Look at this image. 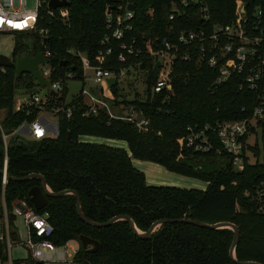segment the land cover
I'll return each mask as SVG.
<instances>
[{"label": "trees", "instance_id": "obj_1", "mask_svg": "<svg viewBox=\"0 0 264 264\" xmlns=\"http://www.w3.org/2000/svg\"><path fill=\"white\" fill-rule=\"evenodd\" d=\"M37 32L14 33L13 61L25 55L35 56L44 50L52 52L49 61V79L56 81L77 59L66 53L73 48L85 54L92 64L101 49L100 41L110 35L107 28V11L111 15L122 12L129 4L134 6L128 21L131 30L125 40L134 38L136 46L143 49L139 57L126 55L118 60L122 50L111 40V54L104 66L114 72L127 71L138 61L149 65L145 54L157 49L167 38L175 41L180 31L211 30L214 25L230 24L234 19L236 4L245 3L246 17L251 27L256 24L264 35V0H68V19L62 21L56 14L50 16L46 3L41 0ZM173 19H169L170 14ZM114 25V24H113ZM189 59H176L172 66V91L153 93L155 83L150 72L145 77L143 94L128 99L111 88L114 106L135 108L148 119L146 130L122 119H109L105 110L97 115L83 117L82 106L70 117L59 122V134L40 140L14 133L23 122H31L37 112L14 111L17 95L31 93L37 86L31 75L16 77L15 66L0 67V170L5 150L2 133L7 140V174L23 177L30 173L44 176L52 192L75 191L80 198L83 214L91 221L106 222L112 217L128 215L136 228L145 232L161 219H192L208 224L229 222L239 229V241L234 249L236 259L264 264V199L257 191L264 187V161L258 160L262 149L258 140L250 145L244 137L243 166L235 169L227 154L202 153L181 146L179 140L188 126H202L217 120L235 121L252 115L257 91L249 89L243 75L235 74L215 86L216 69L202 61L200 43L193 42L188 49ZM138 69V68H137ZM243 84L240 88V84ZM62 104L67 95L63 88ZM114 105V106H113ZM264 137V119L256 123ZM253 131V130H252ZM82 136H96L124 141L127 150L106 144L83 142ZM264 149V148H263ZM249 153L254 157L251 162ZM264 157V155H263ZM132 159L158 164L167 171L204 181L205 189L150 185L144 172L137 169ZM40 186V180L14 181L2 184L0 173V217L5 205L9 222L15 200L27 197L30 188ZM76 198L71 193L47 197L41 213H47L53 226L51 241L57 245L67 240L79 243V255L90 264H236L229 255L233 231L229 228L209 229L189 223L165 222L147 238L135 235L125 220L105 227L84 223L76 212ZM99 243L92 252L83 249L80 236ZM3 245L0 242V255Z\"/></svg>", "mask_w": 264, "mask_h": 264}, {"label": "built area", "instance_id": "obj_2", "mask_svg": "<svg viewBox=\"0 0 264 264\" xmlns=\"http://www.w3.org/2000/svg\"><path fill=\"white\" fill-rule=\"evenodd\" d=\"M17 1L18 7L15 8V0H0V34L37 32L41 36H46L47 32L44 29L37 28L42 1L36 0L34 10L26 9L25 0ZM180 2L186 4L188 0H180ZM127 7L128 5L115 15H111L110 10L107 11V28L112 31L100 41L101 49L97 52L96 64H92L85 54L68 48L66 53L77 59L79 69L76 70L75 64L71 65L67 62L70 68L58 80L51 81L49 61L53 55L46 45L43 46L44 50L41 53L48 62L40 63L38 69L41 76L50 81V87L44 96H41L40 92L45 88L37 84L38 93L32 91L15 97L17 104L13 107L14 111L22 110L26 114L36 111L37 115L31 122H23L14 133L33 140L56 137L59 134V122L64 117L70 118L78 110V106L79 108L82 106L80 114L83 117L97 115L100 110H105L109 119L126 120L134 123L139 129L146 130L148 119L135 108L126 110L123 106L113 105L118 112L113 111L112 104L115 98L111 88L117 85V78L125 75L127 70L121 69L116 73L104 66V61L112 51L111 40H115L122 50L118 56L120 62L126 61V55L139 57L143 54V49L135 45L134 38L125 40V32L132 28L128 21L133 16V11L128 10ZM47 11L50 16L56 14L62 21L68 19L67 7H59L55 10L47 7ZM260 15L261 10L258 11L256 24L251 27L246 17L245 3L240 1L236 4L234 19L230 24L214 25L211 30L202 28V30L180 31L175 41L164 38L159 48L147 50L145 57L149 61L148 66L145 62L138 61L131 67L137 74L141 71L152 74V68L156 62H159L156 76L153 77L155 83L152 91L169 93L172 91L171 73L174 61L189 59L188 51L180 50L188 49L190 44L196 41L200 43L202 61L218 72L215 83L219 84L235 74L243 75L247 87L257 91L252 115L241 120H217L204 123L200 127L188 126L187 133L179 140L181 146L192 148L197 152L214 153L217 156L223 153L229 155L235 169H241L243 166L244 137L254 134L256 142L257 135H261L256 123L264 119V35L260 31L257 32ZM173 18L174 14L171 13L169 19ZM141 63H144L143 70L140 69ZM88 72L91 76H88ZM111 77L115 79L113 86H109L107 82ZM68 79H81L83 83L90 80L93 86L99 87L95 91L83 86L69 102L64 99L62 104H58L52 99L58 97L49 95L48 92L53 90L62 96L61 93ZM242 85L241 83L239 87L241 88ZM2 140L5 157L1 176L2 184L5 185L8 179L6 155L8 137L3 133ZM246 142L248 143L247 139ZM257 195L259 200L264 199V187L257 191ZM11 214L14 217L13 225L9 222L4 205L0 217V242L3 245L0 264H90L80 257L78 242L67 240L57 245L51 241L53 226L49 222L47 213L36 211L26 200L19 199L13 202ZM18 216L22 218L26 241L20 239ZM14 245L25 247L27 256L23 259H12L10 250Z\"/></svg>", "mask_w": 264, "mask_h": 264}, {"label": "water", "instance_id": "obj_3", "mask_svg": "<svg viewBox=\"0 0 264 264\" xmlns=\"http://www.w3.org/2000/svg\"><path fill=\"white\" fill-rule=\"evenodd\" d=\"M69 6H70V2L68 0H48V3H47V7L51 10H55L59 7H69ZM127 9L130 11H133L134 6L132 4H129ZM45 62H48V59L45 58L41 52L37 53L35 56L25 55L22 57H18L14 61H13L12 57H8L6 55L0 54V67H5L8 65L14 64L16 77H19L24 73L30 74L32 79L35 80L36 83L40 87L45 88V89L41 90V92H40L41 96H44L46 94V90L49 89V87H50V81L45 80L41 76L40 70L38 69V65L40 63H45ZM66 63H67V60H64L63 64H66ZM158 66H159V62H156L154 67L152 68L153 77L156 76ZM140 69L141 70L144 69V63H141ZM107 82H108L109 86H113L115 84V79L111 77L108 79ZM214 85L217 86L218 84L215 83ZM38 92H39L38 88L33 90V93H38ZM48 93H49V95H52V96H55V97H58L59 99H61V96H59L58 92H56V91L49 90ZM0 173H2V170H0ZM8 177H9V179H12L14 181H24L27 179H34V178L40 180V186H34V187L30 188L28 193H27V197H28L29 201L31 202L33 208L36 211H40L45 207V205L47 203V197H58V196L66 194V193H71L76 198V205L75 206H76L77 215L79 216V218L84 223H86L90 226H93V227H105V226H108V225L114 223L115 221L125 220L128 222L130 228L135 233V235L141 239H147L156 230V228L158 226H160L161 224H163L165 222L189 223V224H193V225H196L199 227H205V228H209V229L229 228L233 231L232 242H231V246L229 249V255H230L231 259L236 264H261L259 262H255V261H240V260L236 259L235 255H234V249L237 246L238 241H239V229L232 223L218 222V223H214V224H208L205 222L195 221L192 219H185V218H183V219H161V220H157V221L153 222L147 231L141 232L136 228L133 220L128 215L115 216L106 222H94V221L89 220L83 214V212L81 210L80 198H79V195L77 192L69 191V190H63L60 192H52L49 189L44 176L41 174L30 173V174H27V175H25L23 177H19V178L12 177V176H8ZM79 240H80V245L83 249L90 247L89 250L92 252H94L99 246V243L97 241H95V240H93L87 236H84V235H81ZM37 264H39V263H37Z\"/></svg>", "mask_w": 264, "mask_h": 264}, {"label": "rangeland", "instance_id": "obj_4", "mask_svg": "<svg viewBox=\"0 0 264 264\" xmlns=\"http://www.w3.org/2000/svg\"><path fill=\"white\" fill-rule=\"evenodd\" d=\"M14 7H18V1L15 0ZM25 7L28 10H34L36 7V0H25ZM14 33L9 34H0V54L6 55L8 57H12L13 55V47H14V40H15ZM147 73L145 71H141L138 74L132 68H130L125 75L122 77L117 78V87L119 92L126 96V98H132L135 93L136 94H143L145 89V77ZM88 76H91V73L88 72ZM89 88L91 90H97L99 86H93L90 80L83 81L81 79H68L66 82L67 87V95L65 97V101L69 102L74 95L79 93L82 87ZM129 110V108H126ZM3 115L0 112V118ZM258 143L260 148L262 149L261 155L259 156L258 160L264 161V137H261L259 134ZM80 140L83 142H90V143H97V144H106L114 147L124 148L127 150V145L124 141L121 140H112L106 139L96 136H82ZM256 140V136L254 134L247 136V141L249 144L254 143ZM136 163V159H132ZM249 160L252 162L254 157L249 153ZM144 164H155L153 162L142 161ZM146 164V165H147ZM158 165V164H157ZM140 171H144L147 175V182L150 185H164V186H176V187H184V188H197V189H205L206 183L204 181L185 177L170 171H167L162 166H157V169H146L144 167H139L138 165H134ZM17 226L20 232V239L21 241H26V233L23 229L22 218L20 216L17 217ZM1 234V231H0ZM77 242V241H76ZM11 257L14 260L23 259L27 256V251L25 247L22 245H14L10 250Z\"/></svg>", "mask_w": 264, "mask_h": 264}, {"label": "crops", "instance_id": "obj_5", "mask_svg": "<svg viewBox=\"0 0 264 264\" xmlns=\"http://www.w3.org/2000/svg\"><path fill=\"white\" fill-rule=\"evenodd\" d=\"M17 104V101L16 100H14V106ZM13 106V107H14ZM132 163H133V165H138L139 167H144V168H146V169H150V171L152 170V169H157L158 167L157 166H159V165H157V164H153V165H151V164H144L142 161H140V160H137L136 161V163L132 160ZM144 172V171H143ZM144 174H145V176H146V181H147V175H146V173L144 172ZM147 183H149V182H147Z\"/></svg>", "mask_w": 264, "mask_h": 264}]
</instances>
